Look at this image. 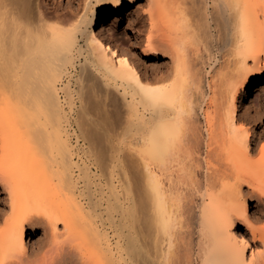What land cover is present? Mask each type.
<instances>
[{
  "label": "bare ground",
  "instance_id": "obj_1",
  "mask_svg": "<svg viewBox=\"0 0 264 264\" xmlns=\"http://www.w3.org/2000/svg\"><path fill=\"white\" fill-rule=\"evenodd\" d=\"M48 2L0 0V264H264V0Z\"/></svg>",
  "mask_w": 264,
  "mask_h": 264
},
{
  "label": "rangeland",
  "instance_id": "obj_2",
  "mask_svg": "<svg viewBox=\"0 0 264 264\" xmlns=\"http://www.w3.org/2000/svg\"><path fill=\"white\" fill-rule=\"evenodd\" d=\"M46 1V3H48V4H50L49 2H48V0H45ZM55 3H64V2H66V0H53ZM142 0H138V2L137 3H135L133 6H132V9H134V10H136L137 8H138V4L141 2ZM51 5V4H50ZM49 5V6H50ZM145 5V4H144ZM144 5L143 6H141V7H144ZM137 6V7H136ZM145 7H146V5H145ZM144 7V8H145ZM139 9H140V6H139ZM137 14V15H136ZM136 14H134V15H130V17H133V18H137V16H138V13H136ZM127 21H125L124 23H122L121 24V26H120V28H119V30L117 31V33H116V37L119 39V41H120V44H121V47L122 48H129V43H130V38H131V35L130 34H132L133 33V31L131 30V29H128L127 27ZM146 32V31H145ZM151 71H152V68L150 67L149 69H148V72L149 73H151ZM77 85L74 83V87H76ZM78 88V87H77ZM86 91V95H85V97H84V100L86 101V100H88L89 99V97H88V94H87V89H85ZM78 90L76 89V91H75V93L74 94H76L75 95V97H77L78 96V92H77ZM251 93H248V96H247V99H251ZM84 96V95H83ZM86 97H88V98H86ZM86 98V99H85ZM77 100H78V98H76ZM250 101V100H249ZM243 110H244V108H243ZM92 114H93V112H92ZM243 122L248 126L249 125V127L252 129V127H253V125H254V123L252 122L251 123V121H249V120H247L246 118H243ZM75 140V142H78V147L79 146H83V148L81 149L82 150V152H81V154L84 156V158L87 160V162L88 163H91L92 164V162H93V158L95 157V155H96V153H95V150L92 148L91 149V147L89 146V142L90 141H86V140H84V139H82V137L81 138H79V139H74ZM126 140V139H125ZM86 141V142H85ZM118 141V142H117ZM115 143H117V144H120V142H119V140H117ZM143 142H141V141H139V143H138V145H137V147H138V149H141V148H143L145 145L144 144H142ZM93 151V152H92ZM199 155V154H198ZM201 155V154H200ZM258 156V151H253V153H252V157L253 158H256ZM198 157V156H197ZM203 157V155L201 156V158ZM200 158V156L198 157V159ZM201 159H199V161H200ZM200 163H201V161H200ZM199 163V164H200ZM199 168V167H198ZM246 178L247 179H249V180H251L252 182H255V185H257L258 183H259V181L257 180V178H256V172L254 171V170H252L251 169V171L249 172V173H247V175H246ZM253 186V184L252 183H250V184H248L247 185V182H246V185L244 186V191H245V193H248V191L250 190V189H252V188H254V187H252ZM257 192H260L258 189H255ZM6 200H7V192L5 191V190H3L2 189V187H1V185H0V221L2 222V217L5 215V214H3V213H6V211L7 210H5L6 209V207H7V205H8V203L6 202ZM249 204H250V215L252 216V211L253 210H256V206H257V203H256V201H255V199L254 198H250L249 199ZM5 208V209H4ZM4 210H5V212H4ZM3 214V215H2ZM262 222H259V224H261ZM1 225V224H0ZM195 228H196V226H195ZM194 227H192V230H194L193 232H194V234L192 233V237L194 238V241H193V243H195V241H196V237H197V233L195 232V229ZM244 231H246V230H244ZM29 235H28V237H27V242L29 243V245H32V246H34V247H37L38 245H39V243H41V241H42V239L44 238V234H43V231L41 230V229H35V230H29ZM194 235H196V236H194Z\"/></svg>",
  "mask_w": 264,
  "mask_h": 264
}]
</instances>
